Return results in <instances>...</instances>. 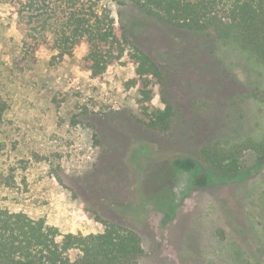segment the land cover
<instances>
[{"label": "rangeland", "instance_id": "rangeland-1", "mask_svg": "<svg viewBox=\"0 0 264 264\" xmlns=\"http://www.w3.org/2000/svg\"><path fill=\"white\" fill-rule=\"evenodd\" d=\"M167 77L151 106L175 109L172 129L137 122L136 86L127 54L98 78L83 68L82 46L59 57L50 30L32 63L20 62L23 31L16 6L0 0L1 204L42 217L62 233H97L101 220L142 238L139 264H255L264 235V164L244 147L237 172L205 164L212 143L264 136V67L214 31L195 33L144 15L134 4L96 0ZM178 157L197 166L182 171ZM202 172L203 187L194 185ZM73 256L75 251L70 252Z\"/></svg>", "mask_w": 264, "mask_h": 264}, {"label": "trees", "instance_id": "trees-1", "mask_svg": "<svg viewBox=\"0 0 264 264\" xmlns=\"http://www.w3.org/2000/svg\"><path fill=\"white\" fill-rule=\"evenodd\" d=\"M132 3L144 15L164 24L204 33L214 31L223 42H233L258 65L264 67V0H115ZM16 6L13 18L28 25L23 31L20 62L32 63L37 47L48 42L40 36L50 30L51 50L59 57H71L74 48L85 50L82 65L90 77L98 78L124 54L134 63V75L124 83L136 86L140 109L134 119L146 128L166 132L172 129L175 109L164 100L163 108L151 106L154 86L167 77L156 61L131 38L125 19H115L109 8L96 0H9ZM41 34V35H40ZM264 101V90L252 92ZM7 105L0 101V120ZM244 147H250L259 164H264V136L260 140L212 143L200 150L203 162L222 174L238 171ZM173 165L191 171L192 157H178ZM209 175L202 172L193 183L203 187ZM0 264H139L142 238L133 229L101 220L97 233L60 232L42 217L12 211L1 204ZM71 251H75L72 256ZM255 264H264V235Z\"/></svg>", "mask_w": 264, "mask_h": 264}]
</instances>
